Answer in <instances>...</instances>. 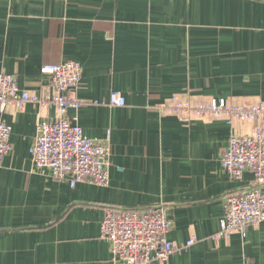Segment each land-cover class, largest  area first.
Returning <instances> with one entry per match:
<instances>
[{
	"label": "crops",
	"instance_id": "crops-1",
	"mask_svg": "<svg viewBox=\"0 0 264 264\" xmlns=\"http://www.w3.org/2000/svg\"><path fill=\"white\" fill-rule=\"evenodd\" d=\"M67 60L83 71V104L68 117L87 136L109 138V184L73 187L37 170L38 123L56 110L12 104L2 116L12 147L0 166V264H114L101 236L106 208L161 202L168 240L198 241L151 264H264V222L216 238L225 196L254 185L251 171L232 178L222 156L254 123L160 111L175 95L264 102V0H0V72L47 97L42 67ZM113 90L124 106L109 104Z\"/></svg>",
	"mask_w": 264,
	"mask_h": 264
},
{
	"label": "built area",
	"instance_id": "built-area-1",
	"mask_svg": "<svg viewBox=\"0 0 264 264\" xmlns=\"http://www.w3.org/2000/svg\"><path fill=\"white\" fill-rule=\"evenodd\" d=\"M41 72L51 78L53 93L41 97L22 89L12 74L0 72V166L11 150L12 127L3 119L12 104H37L41 110L53 106L54 119H41L32 146L34 166L50 172L55 178L68 180L75 187L81 182L98 186L109 184V138L102 141L87 136L79 124L71 122L68 110L82 107L75 94L82 79V65L75 60L60 64H46ZM109 104L124 106L126 98L118 90L111 92ZM162 113L178 115L189 122L199 118L223 120L233 124L237 120L254 123L249 134H233L222 156V165L234 179H241L246 171L254 175V185L248 189L228 193L224 198L225 216L216 238H229L233 233L246 235L250 226L264 222V102L232 103L225 98L200 101L172 96L160 106ZM172 227L167 206L161 202L146 210L107 207L101 222V236L112 246L114 264H151L167 262L173 253L198 241L192 236L184 246L169 241Z\"/></svg>",
	"mask_w": 264,
	"mask_h": 264
}]
</instances>
